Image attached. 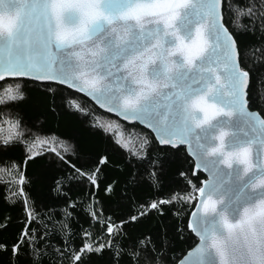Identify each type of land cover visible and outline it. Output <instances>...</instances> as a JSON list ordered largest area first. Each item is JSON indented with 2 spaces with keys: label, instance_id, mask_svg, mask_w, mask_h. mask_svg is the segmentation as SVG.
Returning a JSON list of instances; mask_svg holds the SVG:
<instances>
[{
  "label": "snow or ice",
  "instance_id": "obj_1",
  "mask_svg": "<svg viewBox=\"0 0 264 264\" xmlns=\"http://www.w3.org/2000/svg\"><path fill=\"white\" fill-rule=\"evenodd\" d=\"M66 13H71L67 19ZM240 21L249 34H259V44L253 47L264 60V0H0V80L56 81L86 93L109 112L151 129L160 145L173 150L186 146L194 169L207 173L203 186H194L200 200L187 225L199 243L180 264H209L213 254L216 264H227L228 244L235 235L245 244L234 245V258L250 251L249 242L264 241V115L249 109L246 46H238L230 31L233 25L239 29ZM242 34L236 31V36ZM23 97L18 84L5 91L0 104ZM74 107L79 109L78 104ZM9 127L20 135L14 132L18 121ZM12 138L5 137L4 144ZM36 146L25 148L23 163L17 166L21 196L26 183L23 165L39 155ZM51 151L65 168L67 184L57 181L56 188L63 218L54 221L53 213L47 222L58 225L70 239L69 223L76 219L78 206L70 186L78 182L96 189L104 182L98 174L103 168L96 165L106 168L107 160L80 156L82 166L77 167L55 147ZM226 185L237 219L233 222L220 211L218 223L225 238H218L217 223L209 224L204 217L218 212L225 197L216 193ZM148 207L157 209V204ZM28 217L30 224L37 223L31 213ZM134 222L137 216L131 215L108 225L112 241L107 246L85 242L67 252L65 240L63 249L53 250L61 258L67 255L69 264H90L89 257L103 251L112 253L111 264H165L162 241L147 233L132 237L122 232ZM116 223L120 229L113 235ZM53 235L47 225L22 229L10 246L12 255L27 253L29 264H44L50 259L45 250L53 248ZM83 237L92 234L84 231ZM0 250L8 251L9 246L0 243Z\"/></svg>",
  "mask_w": 264,
  "mask_h": 264
},
{
  "label": "trees",
  "instance_id": "obj_2",
  "mask_svg": "<svg viewBox=\"0 0 264 264\" xmlns=\"http://www.w3.org/2000/svg\"><path fill=\"white\" fill-rule=\"evenodd\" d=\"M239 23V29L233 25L230 31L237 38L238 46H246L249 106L264 115V60L259 59L258 47H253L259 44V34H249L242 27L244 21ZM237 30L243 34L236 36ZM18 84L24 97L0 104V243L9 246L8 251L0 250V264H29L27 253L13 256L10 247L20 237L21 230L29 226L40 230L47 225L54 232L53 248L45 250L50 259L46 258L44 264H53V261L69 264L67 255L61 258L53 249H63L65 240L69 241L67 252L85 242L93 247L107 246L112 241L107 226L131 215L137 216V222L128 224L122 232L132 237L151 234L153 239L165 244V264H177L198 241L187 225L199 197L194 186L195 189L202 187L205 180L202 172L194 173V162L186 148L173 150L161 146L150 131L121 121L100 110L79 92L59 84L7 79L0 83V97L8 89L15 90ZM71 102L78 104L79 109ZM17 121L19 127L14 132L20 135H15L9 127V123ZM112 122L118 125L121 136L109 127ZM9 135L13 138L6 146L4 139ZM31 144L37 145L34 150L39 155L23 165L26 183L21 196V186L16 182L17 166L23 163L25 148ZM52 147L77 167L82 166L80 156L107 160L106 168L96 165L103 168L98 174L104 178L96 189L78 182L70 186L69 194L78 205L76 219L69 223L73 233L70 239L59 231L58 225L54 228L47 222V216L53 213L54 221L63 218L60 211L63 200L56 188L57 181L67 184L65 168L51 151ZM63 148L69 151L64 152ZM108 185L111 188L106 193L103 189ZM63 190L68 191V187ZM152 202H156L157 209L148 207ZM28 213L37 223H29ZM141 213L146 215L141 218ZM118 229L119 223L114 224L113 235ZM84 231L91 233L92 238H84ZM111 256V252L103 251L91 255L89 261L90 264H111Z\"/></svg>",
  "mask_w": 264,
  "mask_h": 264
},
{
  "label": "water",
  "instance_id": "obj_3",
  "mask_svg": "<svg viewBox=\"0 0 264 264\" xmlns=\"http://www.w3.org/2000/svg\"><path fill=\"white\" fill-rule=\"evenodd\" d=\"M65 15H66V19H67V17L70 16L71 13H66ZM72 22H74V21H72ZM7 79H26V80H32L30 78L5 77V79L0 80V83L2 81H4V80H7ZM32 81H36V80H32ZM36 82L59 84L56 81H36ZM59 85H61V84H59ZM249 85H250V83H249ZM62 86L69 88L67 85H62ZM69 89H72V90H74L76 92H79L77 89H74V88H69ZM79 93L82 94V95H84L89 100H91L100 110H102V111H104V112H106V113H108V114H110L112 116H115V117L119 118L121 121H123L125 123H128V124H138L141 127L145 128L146 130L150 131L154 135L155 139L157 140V138L155 136V133H153L151 129L147 128L145 125L141 124L139 121H131V122L130 121H126L122 117H120L118 114H116L114 112H109L106 108H102L99 104L96 103V101L92 97L88 96L86 93H82V92H79ZM249 109L250 110H253V109L250 108V106H249ZM255 111H257V110H255ZM257 113L260 114L259 111H257ZM157 142H158V140H157ZM161 146H164V145H161ZM165 147H168V146H165ZM180 147L186 148V146H184V145H179L177 148H180ZM192 160L194 162V159L193 158H192ZM198 172H201V171H197V170L194 169V173L195 174H197ZM202 173L205 175V180L204 181H206L208 179L207 173H204V172H202ZM248 179H250V177H246L245 178V180H248ZM202 186H203V184H202ZM216 195L217 196L223 195L225 197L224 202L220 204L217 213H213V214H210V215L205 216L204 217L205 221L207 223H209V224H212V223H217L218 224V217H219V212L220 211H226L229 215H231L233 217V219L237 218V209H236V206L231 201V195L228 192V186L226 185L225 188H224V190L222 192L216 193ZM199 200H200V197H198V200L196 202V205H195L194 209L192 210L191 214L197 210V205L199 204ZM191 214H190V217H189V221L192 218V215ZM193 234L195 235L194 232H193ZM196 238L198 239V241L194 245V247L199 243V238L198 237H196ZM193 248H191L189 251H191ZM187 253L177 262V264H180V261L187 255ZM209 264H216V259H215L214 254L209 256Z\"/></svg>",
  "mask_w": 264,
  "mask_h": 264
},
{
  "label": "clouds",
  "instance_id": "obj_4",
  "mask_svg": "<svg viewBox=\"0 0 264 264\" xmlns=\"http://www.w3.org/2000/svg\"><path fill=\"white\" fill-rule=\"evenodd\" d=\"M228 218L230 220H233L235 222V219L231 215L228 214ZM219 221V217H218ZM217 237L218 238H225V233L222 231V227L217 224ZM208 244L211 246L212 241L209 240ZM245 241L242 236L235 235L233 236L228 244V261L227 264H264V241H261L259 245L249 242L247 245L250 248V251H248L244 256L240 258H234L232 256V251L234 245H240L244 246Z\"/></svg>",
  "mask_w": 264,
  "mask_h": 264
},
{
  "label": "rangeland",
  "instance_id": "obj_5",
  "mask_svg": "<svg viewBox=\"0 0 264 264\" xmlns=\"http://www.w3.org/2000/svg\"><path fill=\"white\" fill-rule=\"evenodd\" d=\"M109 127L115 131V133L117 134V136H121V131L119 130V127L117 124H115L114 122H112Z\"/></svg>",
  "mask_w": 264,
  "mask_h": 264
}]
</instances>
